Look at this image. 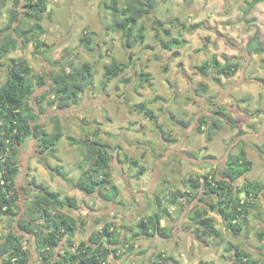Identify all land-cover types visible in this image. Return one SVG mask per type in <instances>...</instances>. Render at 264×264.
Masks as SVG:
<instances>
[{
	"label": "rangeland",
	"instance_id": "obj_1",
	"mask_svg": "<svg viewBox=\"0 0 264 264\" xmlns=\"http://www.w3.org/2000/svg\"><path fill=\"white\" fill-rule=\"evenodd\" d=\"M105 1L109 0H47L48 10L44 14L42 21L47 30L41 38L48 43L50 50L40 54L36 52L35 45L32 42H26L20 43L15 51L7 55L1 54L0 87L9 76V64L12 59L25 60L31 64L33 73L28 75V78L34 84L35 95H40L48 90L53 75L61 66L58 65L59 62L67 70L71 65L81 66L85 62L91 63L94 82L80 95L76 106L65 110H58L47 106V102L50 99L48 97L44 102V110L41 111L39 109V115L43 117L42 121L46 123V128L49 131L53 127V123L49 117L53 113H60L66 126V134L56 146L58 151L56 155H58L59 159L48 156V160L52 165L63 164L70 177L74 179L79 178L82 175V169L78 166V163L83 158L82 149L76 145H72L67 137L70 135L79 139V137L85 134L91 135L98 128L99 138L108 143L112 151H115V156L112 159L111 175L119 187V195L116 196V201L113 200L115 203L103 202L96 195H87L79 189L72 187V185L46 168L43 173H38L37 178L40 182L49 186L51 190L60 192L62 196L69 195L77 198L78 203L80 202L83 205L81 210L78 211L71 208H65L64 210L74 217H81L78 220L76 219L78 222H81V219L82 222L86 218L88 219V213L84 211L88 207L87 205H91L97 211L102 210L101 214L107 216L105 220L114 222L117 225L134 226V230L138 231V222L144 217V214L148 213L152 215L153 212L157 211V196L160 198L167 191L174 192L175 188H184L186 190L187 188L183 185L184 179L190 176L192 172L199 171L202 164H213L215 160L205 158L209 154L204 149L205 145L209 143L206 134L205 137L201 135L202 137L198 138V142L193 140L191 146H188L189 141L186 144L184 143V136L188 138L189 128L177 130L176 134L179 145L171 144L168 147L165 146L163 139L155 129V122L147 118L144 113L134 109V105L144 101L150 103L149 106L159 115L162 123L169 126L172 123V119L170 118L171 120L165 122V115L169 111V104L167 105L166 103L172 97V92H168L167 83H164L163 69L167 66L165 70L167 71V80L170 83L169 86L172 88L175 80L180 81V74L186 69L185 66L189 69L192 68L191 64L193 61H189L191 53L196 55L197 49L204 50L205 44L209 43L206 47L212 49L211 54H214V51H219L217 49L218 45L224 46L227 54L233 53L231 44L237 46L235 49L236 54L234 56L230 54L228 57H235V62L239 61L240 63V68L235 74L222 77L219 83L212 81L211 87H213L214 98L220 102L227 100L226 103L229 104L232 101L231 98L236 99L237 95L243 96L247 97L248 103L252 108H259L257 106L259 104L255 102L254 97L249 94L250 91L252 93L253 91L255 93L257 91L264 92V53H248L246 51V39L236 42L235 37H237L236 34L238 35L239 32L244 33L245 37H248L258 31L264 41V1L257 3L246 15L245 9L248 7L247 3L252 0H158V4L152 13L153 16L150 14L143 17L140 24L145 25L146 28L145 43L147 41V43L154 44L156 47L159 45V42L155 38V33L158 32L157 29L162 28L161 25L156 23V20L162 23L163 26L168 24L169 29L175 35L183 31V35L189 40V48L183 51V61L174 62L168 60L157 62L155 60L153 56L159 52H163L164 55L167 54L166 57L172 58V54L161 48V44L159 45L160 49L155 52L152 51V54L149 52L148 61L144 59V55L145 51H149V48H146L144 44L136 45L131 50L126 49L123 46L125 36L121 32L117 33L106 29V25L110 23L111 15L102 6ZM119 1L121 4H124V0ZM9 6L11 5L9 4ZM9 6L8 9L10 8ZM171 21H178V24L173 26ZM184 21L186 24L183 25ZM191 22H202L203 25L206 23V27L210 28V30L204 27L196 31H190L189 26ZM5 24L4 17L0 16V37L2 36L1 29H3ZM92 30L96 33L94 37L97 40L98 46L80 44V39L84 32L87 33ZM214 31L217 32V35ZM224 36L227 41L224 40ZM213 37L215 40L212 41ZM199 40L200 42H198ZM195 45L199 46L193 48ZM96 47L101 52L100 59H96L93 56L95 52H98V50H93ZM43 48L44 46L40 47V49ZM87 49H92L91 51L93 52H89ZM130 53L132 54L131 60ZM187 53L189 56L186 55ZM97 58L99 57L97 56ZM111 61H118L120 63L131 61V64L123 76L121 75L110 80L104 89L102 84L105 66L109 65ZM141 72L149 73L150 75L153 72L154 76H150V80H144ZM132 75H135L134 80L128 82L123 80L126 76L133 77ZM40 78H42L44 85L42 82H38ZM203 81L200 80L198 84L194 83V86L199 85ZM240 85L245 86V94L236 90ZM221 86H224V91L219 94ZM178 88L180 89L179 86ZM157 96L162 97L163 101L162 99L158 100ZM28 103L34 109L36 108L37 103L34 101V98ZM47 107L48 114L46 113ZM215 107L212 104V109ZM232 111L235 112L236 109ZM223 130L222 134L219 135L218 141L221 147L216 149L217 154H221L220 159L217 158L220 161L216 162L219 166L222 164L220 162L225 160L223 158L225 151L238 150L239 141L241 144L245 140L249 143L251 141L259 144L263 143L262 146L264 148V141L260 138L264 134V127L251 129L247 131L249 134L244 135V137L237 136V130L232 127H224ZM203 139H205L204 145L199 147V144H203ZM29 143L28 139L25 140L23 143L24 147L28 148ZM225 144L228 146L227 149ZM211 146L213 147V145ZM222 146H225L223 151ZM252 153L254 154V158L251 157V159L255 164H258L254 171L262 174L264 177V153L257 152V150L255 152L252 151ZM133 159L139 161L138 165L129 162ZM258 159H262V161L258 162ZM141 165L146 169V178L145 176L144 178L136 176ZM189 167H192L193 170ZM208 167L210 166L208 165ZM247 175L249 179H252L254 175L253 170ZM255 179H259V176L255 177ZM261 180L264 185V178H261ZM130 194H134L136 197L137 206L135 208L129 200ZM196 194L197 192H195L194 196ZM194 199L193 201L196 202ZM208 200L204 199V201ZM262 201L263 197L257 201L258 204L253 209L254 217L249 220V233L261 228L262 218L258 215L260 211L258 206L261 205ZM121 202L123 205L122 209L118 208V203ZM166 205H164V208H166ZM145 206L147 210L144 211L141 208ZM99 208L101 210H98ZM183 211L184 208L181 211L179 210L174 216H181ZM98 226L99 224L96 225V227ZM249 233L244 234V236H237L238 239L236 241L243 244V240L245 239L247 241L245 244H249V239H247ZM85 234L86 228L80 230L78 236L83 239L85 238ZM245 249L251 256L258 257L257 252L250 251L246 246ZM214 254L217 253L202 249L194 256L198 258L199 255H202L204 258L209 259ZM134 260L138 262V259ZM253 261L257 262V260Z\"/></svg>",
	"mask_w": 264,
	"mask_h": 264
},
{
	"label": "trees",
	"instance_id": "obj_2",
	"mask_svg": "<svg viewBox=\"0 0 264 264\" xmlns=\"http://www.w3.org/2000/svg\"><path fill=\"white\" fill-rule=\"evenodd\" d=\"M262 1L264 0L248 2V7L245 9L246 15L251 8ZM9 2H12V5L9 8V20L1 29L0 55H7L15 51L20 43L26 42H32L37 53L49 51L50 46L41 38L46 32L42 21L48 9L47 0H0V9L8 6ZM157 4L158 0H124V4H121L119 0L105 1L102 6L111 15L110 23L106 25V29L112 32H121L125 36L123 46L131 50L145 41V27L140 24V20L152 14ZM165 32L170 35V30ZM95 34V31L84 32L80 44L98 46ZM169 42L164 46L165 48H171L172 44L179 40L172 39ZM42 46L44 48L40 49ZM93 50L96 51V48ZM87 51L89 50L87 49ZM246 51L250 54L264 53V41L260 32L257 31L250 37ZM131 58L132 54L130 53V60ZM60 63L58 65L61 66L53 75L50 87L41 95H35L34 84L28 78V75L33 73V68L27 61L12 59L9 64V76L0 87V214L12 217L19 215L21 197L15 186V178L19 172L18 163L22 143L30 137L38 143L37 153L40 160L53 174L65 180L72 187L87 195H96L106 202H112L119 195V187L111 175L112 159L115 152L111 150L108 143L99 138L98 128L91 135L85 134L79 139L70 135L67 137L72 145L82 149L83 158L78 163L82 169V175L79 178L70 177L63 164L52 165L46 159L47 156L59 159L56 155L58 152L56 146L65 136L66 126L62 115L53 113L49 117L53 127L49 131L46 124L38 122L39 114L28 102L34 98V101L40 105L50 97L47 106L58 110L69 109L76 106L80 95L94 82L91 63L85 62L81 66L71 65L68 70ZM130 64L131 61L128 63L111 61L109 65H106L103 88L107 87L110 80L123 74ZM239 68V61L226 59L224 63L205 61L201 71L203 74L209 72L214 74L213 78L219 81L222 76L235 74ZM141 75L144 80H150L149 73L141 72ZM123 80L128 82L132 80V77L123 78ZM38 82L41 83L42 78ZM42 84L44 85V82ZM201 86L205 88L207 84L202 83ZM212 99L209 100L213 102ZM213 105L216 107L212 110L209 119L202 115L196 125L199 132H205L209 141L222 130L224 122L232 123L233 127L236 126L235 120L233 121L225 114V108L222 105L217 102H214ZM133 108L154 121L155 113L146 102L137 103ZM184 125H188V123H184ZM206 158L213 159L214 156L207 155ZM129 162L138 165L139 161L133 159ZM252 167V160L248 158L244 146H241L236 153L228 154L220 168L214 167L204 174L185 178L184 186L187 190L175 189L174 192H167L164 200L170 205H180L179 210L181 211L186 203H190L198 197L201 189L203 196L199 200L202 202L204 199H209L210 203L207 201L209 209L216 211L221 216L227 229L234 236L243 234L245 222L248 223L247 216L256 208L257 201L261 200L264 190V185L260 181L245 179ZM140 168L144 169V166ZM1 179L5 181L4 184L1 183ZM30 185L39 193L19 219V228L27 233H34L36 250L42 264L67 262L70 264H110V256L115 251L110 245L119 244L122 242V238H127L126 234L122 236L119 228L132 231L129 238L131 241H135L139 235L152 238L157 230L165 232L164 228L160 226L161 219L171 216L166 208H162L158 214L141 218L138 222V231L134 230V226L127 227L108 222L101 230L91 234L89 240L92 244L83 242L76 249V253L64 254L58 259L56 258V249L61 240L66 238L68 242H71L78 228L76 219L64 212V209L77 208L78 200L75 196H62L60 192L51 190L49 186L37 182L35 178L31 180ZM195 191L197 197L194 196ZM213 197L216 198V202H212ZM158 198L157 196V204L161 206L160 198ZM183 199H186L187 202ZM258 208L260 209L258 215L261 216L262 205ZM188 216L192 222L191 225H195L194 235L198 240L205 242L206 236L220 234L219 230L215 228L214 218L208 214L207 208L203 205L191 208ZM40 219L45 227L39 222ZM242 220L243 222H241ZM247 232L249 233V228H247ZM167 235L170 236L169 233ZM263 236V233H258L259 239L262 240ZM21 237L13 231L5 235L4 240L0 243V264H28L30 255ZM234 255L236 264L257 263L249 258L248 254L241 253L237 247ZM167 258L163 253L158 254V259L161 260L158 264H162V261Z\"/></svg>",
	"mask_w": 264,
	"mask_h": 264
},
{
	"label": "crops",
	"instance_id": "obj_3",
	"mask_svg": "<svg viewBox=\"0 0 264 264\" xmlns=\"http://www.w3.org/2000/svg\"><path fill=\"white\" fill-rule=\"evenodd\" d=\"M60 1H62V0H60ZM9 4L12 5V2H9L8 6H9ZM8 6L0 9V16L4 17L5 23L8 22L9 16H10ZM9 7H11V6H9ZM152 16H153V14H152ZM176 19H179V18H176ZM141 20H140V22H141ZM156 23L161 25L162 28H160V29L156 28L158 30V32L155 33V38H157L159 45L160 44L162 45L161 48L169 51L172 54V56L170 55L172 58L166 57L167 54L164 55L163 52H159L158 54L153 56L155 58V60L157 62L158 61H164V60L165 61L166 60L173 61V62L174 61H183V58H184V56L182 57L183 51L186 48H189V45H188L189 40L185 38V36L183 35V31H180L179 33H177L175 35L173 33V31L171 29H169L170 27H168L169 26L168 24L163 26V24L158 22V20H156ZM171 23L173 26H175L176 24H178V21L177 22L171 21ZM182 24L184 25V24H186V22L184 21ZM204 25L202 22H199V23L191 22L189 29H191L190 31H196V30H199L200 28L205 27L206 29L210 30V28L206 27V23ZM143 26L145 27V25H143ZM157 27H159V26H157ZM44 28L47 30L46 26H44ZM161 30H163V31L161 32ZM167 30H170V35L166 34L165 31H167ZM214 33L217 35L216 31H214ZM236 36H237V37H235L237 40L236 42H238L239 40H243V39H246V41L248 42V40L251 37V36L245 37V34L242 32H239V34L238 35L236 34ZM145 37H146V28H145ZM164 37H165V39H164ZM172 39H178L179 42H175L174 44H172L171 48H165L164 46L166 44L170 43L169 41ZM145 40H146V38H145ZM213 40H215L214 37H213L212 41ZM224 40L227 41L225 36H224ZM198 42H200V40ZM198 42H196V44H198ZM222 43L224 44V42H222ZM142 44H144V46L146 48H149V51H145V55H144L145 56L144 59H146V61H148L149 52H150V54H152L151 53L152 51L155 52L158 49H160L159 45L156 47V45L151 44V43H147V41H146V43L144 41ZM142 44H140V45H142ZM228 44H230V43L228 42ZM207 45H209V43L205 44L204 50L200 49V48L197 49V51L200 53L197 52L196 55H193L191 53V58L189 57L190 58L189 61H193L191 64L192 68L189 69L187 66H185L186 69L183 70V72L180 74V78H179L180 81L175 80V82H173L172 88H171V86H169L170 83L167 80V78H168L167 73H166L167 71H165L167 66L164 67V69H163L164 72L161 70L163 72L164 77H165V82L164 81L163 82L167 83V87L169 88L168 92H172L171 93L172 97H170V100L166 103L167 105L169 104V111L165 115V122L172 119L171 120L172 123H170L169 126L164 125L162 123L159 115L155 112L154 109H153V111L155 113V117H154V122L156 125L155 129L158 132V134L160 135V137L163 139L164 144L167 147L170 146L171 144L179 145L176 133H177V130H180L181 128H184V129L189 128L190 129L188 131L189 132V135H188L189 139L186 138V136H184V143L186 144L187 141H189L188 146H191V143L193 140L198 142L199 141L198 138H201L202 136L205 137V132H199L196 129L197 120L202 115H204L205 118L209 119V117L212 115V110H213L212 104L214 102H217L219 105L224 104L223 107L225 108V114L228 115L231 119H233V121L235 120L236 126L233 127L232 123L224 122V127L229 126L230 128L232 127L233 129H236L237 130V136L244 137V135L249 134V132H247V131H250L251 129L254 130V129H257L260 127H264V92L261 93V92L257 91V93H255L253 91V93H252L250 91L249 95H252V97H254L255 102L259 104V105H257L259 107L257 109H254L251 107V105L248 103L247 97L238 96V95H237L238 97L237 96L235 97L236 99H233L230 97L232 99V101L229 104L226 103L227 100L220 102V101H217L216 98H214V93L212 91L213 87H211L212 86L211 83H212V81L217 82V83L221 82L222 77H224V76H222L221 79L218 81L215 78H213L212 75H214V74H212L210 72L207 74H203L201 71V67H203V64L205 61H219L222 63H224L226 61V59H230L232 61H235L236 60L235 57L230 58L232 56L228 57V55L232 54L234 56V54H236L235 49L237 48V46L231 44L233 53L227 54L224 46L218 45L217 49L219 51H214V54H211L212 49L207 48L206 47ZM198 46L199 45H195V46H193V48H196ZM150 49H151V51H150ZM96 50H98L97 47H96ZM146 50H148V49H146ZM206 51H208V52H206ZM89 52H93V51L89 50ZM100 55H101V52L99 50L97 53L95 52V54H93V56L96 59H100ZM186 55L189 56L188 53ZM97 56L99 58H97ZM29 65L31 66V64H29ZM123 74H121V75L123 76ZM160 75H162V74H160ZM132 76H133L132 80H134L135 75H132ZM152 76H154L153 72H151V77ZM124 78H131V76H128V77L126 76ZM113 79H115V78H113ZM196 80H198V81H196ZM200 80H204V81L199 83V85L194 86V83L198 84V82ZM202 83L207 84V86L205 88L202 87L201 86ZM178 86L180 87V89L178 88ZM236 90H238V92H240V93L245 94V86L244 85H240L239 87H237ZM223 91H224V86H221L219 94L222 93ZM158 97H160V96H157V98ZM259 97H261V99H259ZM210 98H213L212 99L213 102H211V100H209ZM160 99H162V101H163L162 97L158 98V100H160ZM161 103H163V102H161ZM147 104L149 105L150 103L147 102ZM166 104H165V107L167 108ZM230 104H232V105H230ZM44 106H45L44 102H42L40 105L37 104L36 108H35V112L37 114H39V109L41 111H43ZM235 109H236V111L233 112L232 110H235ZM46 113L48 114V107L46 108ZM42 118L43 117L42 116L40 117V115H39L38 122L41 124H46L45 122L42 121ZM184 123H188V125H184ZM159 127H161V128H159ZM173 127H175V128H173ZM224 127L222 128V130L219 133H217L214 136V138L211 141H209L208 145H205L206 147L204 148V149H206L207 153H209L207 155L214 156L213 159L215 160V162L213 164H211V163L202 164V166L200 167V170L199 171L196 170V172H192L191 175L204 174L214 167L220 168V166L226 160L228 154L230 152L236 153L241 146H244L245 151L247 153V156L250 160H252L251 157L254 158V154L252 153V151L255 152L257 150V152L261 153L262 150L264 149L262 146L263 143L259 144V143L253 142V141H251L249 143L245 140L246 142L244 141V143L241 144V142L239 141L238 150L237 151H234V150L225 151V154L223 157V158H225V160L219 166L216 162L220 161L218 159H220L221 154L220 155L217 154L216 149L218 147L219 148L221 147V146H219L218 141H219V135H221L222 132L224 131L223 130ZM161 129H162V131H161ZM240 134H242V135H240ZM260 138L262 139V141H264V134L262 136H260ZM27 139L29 140L30 143H29L28 148L24 147V144H23L24 142L22 143L21 151H20V155H19V163H18L19 164V172H18L17 177L15 178V186L19 190L20 197H21L19 200L20 201L19 202V204H20L19 215L16 217H12L9 215L0 214V243L4 240V237L7 233L13 231L16 234H18L19 236L20 235L22 236L21 240L24 243L25 248L28 250L29 255H30L28 264H42L40 261L39 254L36 250V237H35L34 233H27L25 231H22L19 228V219L21 218V216L24 215L26 209L28 208L27 206L32 203L35 196L39 193V192H37V189L33 188L30 185V182L33 178H35L37 182H40L39 179L37 178L38 173L39 172L43 173L45 168L48 169V167L40 160V156L37 153V148H38L37 141L31 137L26 138L25 140H27ZM102 141H104V140H102ZM204 142H205V139H203V141H202L203 144H199L198 146L200 147V146L204 145ZM211 145H213V147ZM227 147L228 146L226 145V149H227ZM224 148H225V146H222V151L224 150ZM222 151H220V152H222ZM190 157H191V155H190ZM46 159L48 160V156L46 157ZM261 161H262V159L261 160L258 159V162H261ZM252 162H253L252 170H253L254 175H253L252 179H249L248 175H246L245 179L249 180V181H260L261 183H263L262 182L263 179L261 180V178H264L262 176V174H258L257 172L254 171L258 164L257 163L255 164L253 160H252ZM208 165L210 167H208ZM142 166L143 165H141V167ZM189 168L191 170H193L192 167H189ZM262 168H263V166H262ZM50 172H52V171H50ZM145 172H146L145 168L139 169L136 173V176H138V177L141 176L140 178H144V176H145V178H146ZM263 173H264V171H263ZM191 175L188 177H191ZM0 176H1V171H0ZM258 176H259V179H255V177H258ZM183 185H184V181H183ZM175 189H178V188H175ZM179 189H182V188H179ZM182 190H185V189L183 188ZM167 192H169V191H167ZM262 193H263V195L261 197H263V201L261 202V204L264 203V190L262 191ZM164 196H165V193L160 196L161 206H159L157 204V211L153 212L152 215L160 213V209L164 208V205H166L167 202L164 200ZM201 196H203V191H201V189H200L198 197L194 199V200H196V202L193 201L190 203H186V206L184 207V211L182 212L183 214L179 217H175L174 214L178 213V210L180 209V205L167 204L166 209H167V212L171 216L162 218L161 223H160V226L162 228H164L165 232L162 230H157L156 234L152 238H147V237H144L143 235H139L135 241H131V239H129V238H130V235L132 234V231L119 228V231H121L122 236H124L125 234L127 235V238H126L127 240L122 238L121 243L115 244V245H110V247L112 249L114 248V250H115L112 252V254L110 256V259H109L110 264H158V262H161V260L158 259V254H160V253H163L164 256L168 257L166 260L162 261V264H236V262H235L236 257L234 255L236 252V247L239 248L241 253L248 254L249 258H251L253 260H257L256 264H264V253H263L264 236H263L262 240L259 239V237H258V233H263V235H264V213H262V215H261V218H262L261 224H260L261 228L258 230H254V231L250 232L249 236H247V239H249V242H248L249 244H245L247 242L245 239L243 240V244H240L239 242L236 241V239H238L237 236H241V235L244 236V234H248V232L246 233V230L250 226L249 220H251V218L254 217L253 216L254 210L251 212V214L249 216H247L248 223L245 222L246 226L244 228L243 234L234 236V234H232V232H230L227 229L226 224L222 220L221 216L216 211L209 209V204H208L209 201L208 202L207 201L201 202V200H199V198H201ZM163 200H164V203H163ZM183 200L185 202H187L186 199H183ZM101 201L105 202L104 200H101ZM212 202H216V198L213 197ZM110 203H115V202L112 201ZM197 205H203L204 207L207 208L208 214L211 217H213L215 220L214 221L215 228H217L219 230V233H220V234L218 233L219 235H217V236H206L205 242L198 240V238L194 235V226L195 225L194 226L191 225L192 222L188 216L190 213V209L193 207H196ZM87 206L88 207L85 208L86 210L84 212L88 213V219L86 218L84 220V222H82V219H81V222H78L77 221L78 218H81V217H79V216L74 217L72 214H70L66 210H64V212L68 213L69 215H71L72 217L77 219L76 221L78 223V228H77L75 234L73 235L71 242H68L66 240V238L61 240L59 246L56 249V252H57L56 258L60 259L64 254L76 253V249L83 242H86L88 244H92V242L89 240L91 234H93L94 231L101 230L102 227H104L105 224L109 222V221L105 220V219H107V216H105V214L104 215L101 214L102 210L100 208L98 210H101V211H97L95 208L91 207V205H87ZM82 208H83V205L79 202L78 207L75 208L74 210L79 211ZM141 209H144V211H145V210H147V207L145 206L144 208H141ZM148 215L149 214L146 213V214H144V217L148 216ZM183 216H184V218H183ZM102 221L103 222L106 221V222L103 223ZM39 222L42 223V225L45 227V224L43 222H41V219L39 220ZM185 222H187V223H185ZM241 222H243V220ZM97 224H99L98 227H96ZM84 228H86V234H85V238L82 239L81 237L79 238L78 235H79V231L83 230ZM166 232L169 233L170 236H168ZM186 236H187V239H186ZM245 246L250 251H254L255 253L257 252L258 257L251 256L247 252V250L245 249ZM230 247H232V248H230ZM202 249L203 250H205V249L211 250L217 254H214L215 257L212 256L213 258L209 257V259L204 258L202 255H199L198 258H195L194 255L196 253H198L199 251H201ZM209 255H211V254H209ZM133 257H134V259H138L137 260L138 262H136L133 259ZM62 264H70V262L62 263Z\"/></svg>",
	"mask_w": 264,
	"mask_h": 264
},
{
	"label": "flooded vegetation",
	"instance_id": "obj_4",
	"mask_svg": "<svg viewBox=\"0 0 264 264\" xmlns=\"http://www.w3.org/2000/svg\"><path fill=\"white\" fill-rule=\"evenodd\" d=\"M225 162V161H224ZM220 163H222V162H220ZM141 177V176H140ZM129 200H130V202H131V204L133 205V207L135 208L137 205H136V197H135V195L134 194H130V196H129ZM115 201H116V199H115ZM118 205H119V207L118 208H120V209H122L123 208V205H122V202L121 203H118ZM262 205V209H263V213H264V203H262L261 204Z\"/></svg>",
	"mask_w": 264,
	"mask_h": 264
},
{
	"label": "built area",
	"instance_id": "obj_5",
	"mask_svg": "<svg viewBox=\"0 0 264 264\" xmlns=\"http://www.w3.org/2000/svg\"><path fill=\"white\" fill-rule=\"evenodd\" d=\"M2 159L4 160V158H2ZM1 183L4 184L5 181L3 179H1ZM105 264H107V263H105Z\"/></svg>",
	"mask_w": 264,
	"mask_h": 264
}]
</instances>
